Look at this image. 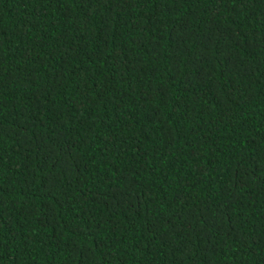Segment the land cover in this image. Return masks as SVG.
<instances>
[{
	"label": "trees",
	"instance_id": "obj_1",
	"mask_svg": "<svg viewBox=\"0 0 264 264\" xmlns=\"http://www.w3.org/2000/svg\"><path fill=\"white\" fill-rule=\"evenodd\" d=\"M0 264H264V0H0Z\"/></svg>",
	"mask_w": 264,
	"mask_h": 264
}]
</instances>
